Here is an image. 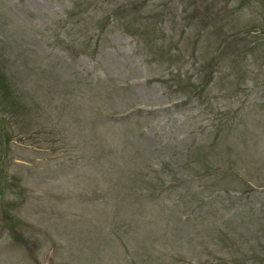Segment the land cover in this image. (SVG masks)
Listing matches in <instances>:
<instances>
[{
    "label": "rangeland",
    "instance_id": "1",
    "mask_svg": "<svg viewBox=\"0 0 264 264\" xmlns=\"http://www.w3.org/2000/svg\"><path fill=\"white\" fill-rule=\"evenodd\" d=\"M0 264H264V0H0Z\"/></svg>",
    "mask_w": 264,
    "mask_h": 264
},
{
    "label": "trees",
    "instance_id": "2",
    "mask_svg": "<svg viewBox=\"0 0 264 264\" xmlns=\"http://www.w3.org/2000/svg\"><path fill=\"white\" fill-rule=\"evenodd\" d=\"M6 142V141H5Z\"/></svg>",
    "mask_w": 264,
    "mask_h": 264
}]
</instances>
